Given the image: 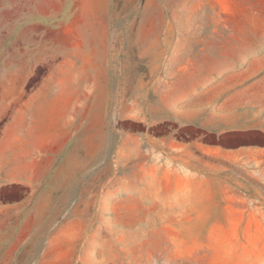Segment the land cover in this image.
Segmentation results:
<instances>
[{"label":"rangeland","instance_id":"obj_1","mask_svg":"<svg viewBox=\"0 0 264 264\" xmlns=\"http://www.w3.org/2000/svg\"><path fill=\"white\" fill-rule=\"evenodd\" d=\"M194 33H264V0H0V82L33 91L72 74L95 90L74 123L94 130L93 161L63 171L30 264H264V137L207 135L260 147L172 161L154 142L192 133L138 120V76L169 56L155 37Z\"/></svg>","mask_w":264,"mask_h":264},{"label":"crops","instance_id":"obj_2","mask_svg":"<svg viewBox=\"0 0 264 264\" xmlns=\"http://www.w3.org/2000/svg\"><path fill=\"white\" fill-rule=\"evenodd\" d=\"M155 38L166 39L169 56L163 70L156 57L149 76H138V120L192 133L182 140H156L157 149L165 143L168 160L176 161L221 155L223 149L238 156L248 151L243 147L259 146L223 148L202 138L264 137V33ZM94 99V86L78 75L40 81L33 91L25 82H0V264H30L38 256V227L49 223L53 203L62 200L63 171L93 161L94 130H79L74 123L87 120ZM2 190H17L18 197Z\"/></svg>","mask_w":264,"mask_h":264},{"label":"water","instance_id":"obj_3","mask_svg":"<svg viewBox=\"0 0 264 264\" xmlns=\"http://www.w3.org/2000/svg\"><path fill=\"white\" fill-rule=\"evenodd\" d=\"M143 2V0H140V4ZM112 122L115 125L116 123V111H115V106L113 108V112H112Z\"/></svg>","mask_w":264,"mask_h":264}]
</instances>
